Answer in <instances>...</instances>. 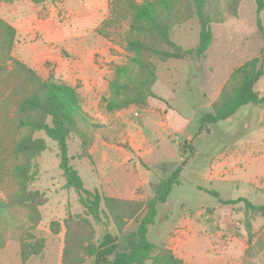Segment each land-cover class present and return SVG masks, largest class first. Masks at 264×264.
Returning <instances> with one entry per match:
<instances>
[{
	"label": "rangeland",
	"instance_id": "1",
	"mask_svg": "<svg viewBox=\"0 0 264 264\" xmlns=\"http://www.w3.org/2000/svg\"><path fill=\"white\" fill-rule=\"evenodd\" d=\"M10 3L0 1V14L7 17L12 12ZM55 3H33V9L27 7L39 19L38 27L42 31L34 35L33 41L55 44L57 40L53 39H57L65 29L71 15L65 6L59 5L54 9ZM255 7V0H242L236 17L227 16L222 23L213 24L211 43L200 59L195 56L180 60L153 59L157 81L152 91L156 97L167 99L169 107L187 119L183 129L170 126L164 130L158 116L146 117L150 112L145 106L130 105L122 115L118 113L123 109L107 112L101 106V98L107 95L113 66L126 61V52L118 42H111L114 47L110 54L114 58L104 60L97 54V57H102L99 60L102 74L92 93H88L91 95H82V90H78L81 105L91 122L100 125L94 130L91 127L87 129L92 136L88 150L91 158L78 157L80 138L77 135H71L67 141L70 164L79 173L86 189H98L107 195L111 188L121 185V181L107 179V174L116 172L113 163L128 164L125 174L142 171L148 175L149 183L136 188V199L146 200L154 195L159 179L170 174L186 157L179 184L172 187L167 202L157 206L156 221L149 226L147 233L149 240L169 248L185 264H245L244 250L248 244L243 203L223 204L202 189L217 191L223 200L246 197L253 204H264V107L247 104L226 120L200 125L201 116L212 110L211 104L231 70L259 55L261 48L264 71V10L260 13L261 34L256 24ZM104 10L92 11L88 28L101 18ZM199 30L198 19L192 17L173 27L171 39L184 49L194 48L198 44ZM45 36L51 38L46 40ZM115 38L118 40L119 37ZM12 55L15 57V45ZM45 65L50 66L51 62L45 59ZM75 85L81 88L83 83L76 80ZM255 89L264 91V73L256 82ZM260 114L263 115L262 120ZM35 136L44 137L47 144V148L35 158L38 175L30 185L32 189L44 192L48 199L40 207L42 218L36 228V233L45 238V247L40 255L31 257L25 264H61L63 231L52 234L49 222L61 221L67 211L83 213V208L75 190L64 187L65 178L58 165L56 142L42 132L35 133ZM144 136L150 145L144 143ZM159 138L168 150L180 151L176 161L158 163L146 158L148 148L156 150L155 140ZM215 173L217 176L211 180L206 178ZM127 183H131L130 179H126ZM249 219L253 230L262 228L263 219L258 214L251 213ZM136 225L130 221L119 234V250L126 247L125 236L135 230ZM95 231V240L100 239L105 231L116 233L112 224L105 228L95 225ZM253 261L264 262V256L260 255ZM92 263L93 258H87L83 264ZM0 264H22L16 239L8 240L0 250Z\"/></svg>",
	"mask_w": 264,
	"mask_h": 264
},
{
	"label": "trees",
	"instance_id": "2",
	"mask_svg": "<svg viewBox=\"0 0 264 264\" xmlns=\"http://www.w3.org/2000/svg\"><path fill=\"white\" fill-rule=\"evenodd\" d=\"M13 2L15 0H0ZM34 4L55 3L59 0H30ZM242 0H109L107 16L95 32L112 43L118 42L126 52V61L115 64L107 86V95L100 104L107 112L130 105L145 106L157 81L153 59H185L204 56L212 40L213 24L227 16L236 17ZM256 24L263 34L260 13L264 0H255ZM196 17L199 40L194 48L184 49L171 39L174 26ZM118 36V40L115 38ZM16 29L0 18V250L10 239L19 242L22 264L42 253L45 238L36 233L41 221L40 207L47 202L44 192L30 188L38 175L35 158L47 148L42 132L58 147L59 168L65 178L64 187L78 195L83 213L67 211L64 218L51 220L52 234L63 231L61 264H185L167 247L148 239L149 226L157 217V206L165 204L172 187L179 184V175L186 157L168 174L161 177L155 193L146 200L126 199L103 194L98 189L84 187L77 170L70 164L67 141L71 135L80 138L79 158H91L92 136L87 132L100 125L92 123L83 109L75 86L57 80L52 74L42 77L34 68L12 55ZM264 39V37H263ZM263 48L235 66L212 102L210 112L203 114L200 125L213 124L234 116L240 107L264 105V91L255 89L263 75ZM183 147V146H182ZM223 204L242 202L248 247L244 250L245 264L264 256V204H253L246 197L223 200L217 191H207ZM256 213L263 226L253 230L249 215ZM24 220H22V217ZM130 221L135 230L125 236L126 247L118 249L117 239ZM112 224L113 234L105 231L95 240V225L104 228ZM17 232V234H15Z\"/></svg>",
	"mask_w": 264,
	"mask_h": 264
},
{
	"label": "crops",
	"instance_id": "3",
	"mask_svg": "<svg viewBox=\"0 0 264 264\" xmlns=\"http://www.w3.org/2000/svg\"><path fill=\"white\" fill-rule=\"evenodd\" d=\"M60 1L55 3L57 5L54 9L59 5L65 6L71 17L67 20L65 29L61 31V35L57 39H53L57 40L55 44H51L49 41L45 44L33 41L34 35L41 34L42 31L38 27L39 19L27 8L29 6L33 9L34 6L29 0H15L9 4L12 12L7 17L2 14L0 16L16 29L14 45L15 57L17 59L27 63L36 71L37 69L41 71L43 77L44 75L47 77L49 74H52L55 79L75 87L76 80L81 81L83 86L81 88L76 87V89L77 91L81 89L82 95H88L89 97L91 94L88 93H92L94 84H98L102 74V69H100L102 63L99 64V60H102V57L104 60L114 58L110 54V49L114 47L111 41L94 31L107 16L108 0ZM99 9H105L104 13L97 22L88 28L87 25L90 24L92 11ZM45 38L48 40L51 37L45 36ZM97 54H100L102 57H97ZM45 59L51 62L50 66L45 65ZM169 105L170 102L167 99L161 98V96L149 98L144 107L150 112V114L148 113L149 116L146 117L150 119L151 117L158 116L160 119L159 123L164 130L170 126H178L177 128L183 129L187 119L179 111L170 108ZM258 107H264V105ZM126 110L128 108L119 111L118 114L122 115ZM263 115L260 114L261 120L263 119ZM157 136L159 135L157 134ZM147 140L144 136V143L150 145ZM157 148H160V150ZM154 149L156 150L148 148V151H146L147 156L145 152L144 154L148 160L158 163L165 162V160L176 161L180 152H177L175 149L168 150L162 138H159L158 141L155 140ZM113 165L116 172L107 174V179L115 182L121 181V185L111 188L107 192V195L126 199L138 198L136 188L149 183L150 179L148 175L142 171H138V174L131 172L125 174L124 171L128 170V164L122 166L114 162ZM214 166L215 164L212 165V167ZM118 170L121 172L117 173ZM133 170L136 171V167ZM216 176V173L209 174L206 178H210L211 180V177ZM126 179H130L131 183L126 184ZM122 181L125 183L122 184ZM202 191L204 192L205 189H202Z\"/></svg>",
	"mask_w": 264,
	"mask_h": 264
}]
</instances>
